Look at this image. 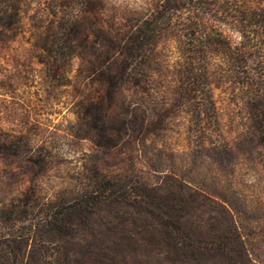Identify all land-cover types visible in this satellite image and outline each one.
<instances>
[{
  "label": "trees",
  "instance_id": "16d2710c",
  "mask_svg": "<svg viewBox=\"0 0 264 264\" xmlns=\"http://www.w3.org/2000/svg\"><path fill=\"white\" fill-rule=\"evenodd\" d=\"M19 41L43 77L70 87L75 118L66 134L92 150L83 180L71 189L43 199L34 178L36 194L2 202L0 222L11 220L4 228L12 230L0 233V264H113L114 256L100 251L110 233L125 240L123 252L148 244L167 263L264 264L243 233V196L231 183L205 186L175 163L181 154L190 163L205 157L219 175L237 155L264 151V0H0V67ZM169 62L178 65L171 75ZM215 87L247 111L235 141L222 129ZM180 113L191 116L184 128L195 136L181 152L168 141ZM20 143L30 152L36 146L32 174L46 170L47 145L9 136L0 125L8 171L23 163L15 160ZM113 205L128 208L109 217Z\"/></svg>",
  "mask_w": 264,
  "mask_h": 264
},
{
  "label": "rangeland",
  "instance_id": "374dc122",
  "mask_svg": "<svg viewBox=\"0 0 264 264\" xmlns=\"http://www.w3.org/2000/svg\"><path fill=\"white\" fill-rule=\"evenodd\" d=\"M115 1L119 4L136 6L141 0ZM220 28L232 41L238 40L236 33L225 26H220ZM27 48V43L14 42L2 59L0 67V125L9 136L25 134L33 144L47 145L49 164H47L46 170L35 169L37 173L32 174L30 164L35 163L38 158L34 157L36 156V151H34L36 146L31 148L30 152L25 150V146L20 143L21 155L15 157L17 158L15 160H22L21 167L14 164V170L8 171L4 161H0V207L3 201L11 198L17 199L24 194L27 197L32 196L35 193V186L32 184L34 178L38 184L36 189L39 190V196L43 199L55 198L62 191L71 189L83 180V176L86 174L84 160L86 154L92 150L89 141L77 142L66 134L75 118L70 110V99L66 97L70 87L60 89L55 85V82L43 77L41 66L31 57ZM166 68L167 75H171V71L178 68V65L169 62ZM213 98L224 133L229 140L235 141L238 134L245 130V125H247V111L241 105L238 97L229 90H224V87H215ZM189 118H191L190 115L180 113V116L171 125L172 131L169 132L168 141L179 152L194 144V133L186 131L184 128L188 124L187 119ZM190 160V157L181 154L175 158V163L179 162L187 168L190 167V176L197 181L202 180L201 182L205 186H214L220 190L221 186L227 187L225 183H231L230 186L243 196L241 219L247 225L243 233L251 241L248 246L249 251L253 256L264 258V151L260 150L259 154L253 153L248 157L247 155H237L227 163L228 169L219 172V175L217 164L212 159L204 157L193 160V163H190ZM107 165L113 168L111 161H108ZM122 166L125 171L133 174L134 169L130 171L127 163ZM137 167H141L140 164H137ZM141 175L152 182L157 179L144 170ZM18 177H23L20 182ZM25 208L27 211L29 210L27 207ZM127 208L122 205H113L110 208L111 213L107 216L112 217L111 214L118 216L123 209ZM41 210V207H37L31 213L37 214ZM101 215L105 217L106 213L101 212ZM4 220L7 222V226L11 222V220ZM5 222H0V233L12 230L11 228L7 229L8 227L4 228ZM14 228H17L18 232L25 231L23 224H16ZM109 237H113L114 240H107L111 239ZM101 238L104 245L100 251L107 256H114L113 264H174L167 263L164 255H157L154 250L150 251L148 244L145 249L141 247L134 252L125 253L119 249L125 240L118 239L116 234L110 233L108 237ZM28 249L29 247L26 250Z\"/></svg>",
  "mask_w": 264,
  "mask_h": 264
}]
</instances>
